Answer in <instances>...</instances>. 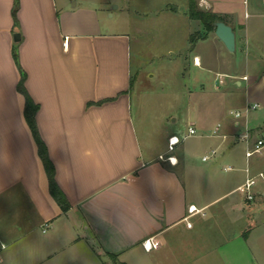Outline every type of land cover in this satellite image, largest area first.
<instances>
[{"label":"crops","instance_id":"crops-1","mask_svg":"<svg viewBox=\"0 0 264 264\" xmlns=\"http://www.w3.org/2000/svg\"><path fill=\"white\" fill-rule=\"evenodd\" d=\"M197 5L234 32L233 52L204 31L186 58L194 68L195 120L189 125L211 131L208 148L215 151L198 173L216 192L201 200L195 190L200 176L183 177L191 163L183 149L176 151L180 142L167 152L173 134L162 135L164 150L141 156L149 149L141 147L131 115L135 88L126 30L102 31L100 11L90 0H0V264L34 229L39 234L26 251L28 264H107L105 258L113 264H264V223L249 221L264 203L256 190L247 200L238 188L251 175L238 148H245L238 136L250 128L240 118L213 124L225 105L243 107L233 111L244 119L246 108L258 105L250 89L264 78V11L250 12L246 0ZM74 9L86 19L74 20ZM114 9L122 14L125 7L108 8V17ZM207 40L211 51L203 55L197 46ZM21 76L37 105L34 122L65 209L48 191L23 115ZM190 205L200 211L192 215L196 224L185 219ZM200 221L212 224L207 236Z\"/></svg>","mask_w":264,"mask_h":264},{"label":"rangeland","instance_id":"rangeland-1","mask_svg":"<svg viewBox=\"0 0 264 264\" xmlns=\"http://www.w3.org/2000/svg\"><path fill=\"white\" fill-rule=\"evenodd\" d=\"M109 1L113 3L108 5ZM246 1L250 12L264 11L261 0ZM90 2L94 3L100 11L102 31L112 28L124 29L129 37L131 77L134 79L135 88V100H133L131 115L141 147L149 149V152L141 153L142 158L145 159L148 154L155 156L159 151L164 150L165 145L161 139L164 133L175 134L180 139L179 148L176 151L183 149L185 158H189L191 163L183 177L189 180L196 175L200 176L195 189L198 199L205 198L207 194H214L216 189L208 184L205 174L198 173L209 163V161L202 162L200 158L210 152L208 147L212 139L208 137H210L211 131L208 133L197 128L195 135L182 139L189 123L195 120L192 101H190L192 99L190 91L191 93L194 91L192 87L194 68L187 63L186 58L189 51L194 48L195 41L191 44L190 39L203 35L204 26L202 25L203 30H200L199 21H190L187 17V0H90ZM115 5H119L121 8L125 7V10L120 14V10L114 9L115 15L108 17L105 11ZM162 9L165 12L155 15L163 11ZM73 11L74 20L86 19V14H79L82 12H79V9ZM138 13L147 15L139 19L136 17ZM126 20L127 23H124ZM197 51L203 55L210 53V40L201 42L197 46ZM184 65L186 69L183 70ZM250 90L251 98L257 100L259 107L248 109L246 119L242 116L239 121H246V126L250 128L249 140L250 143H253L256 139L264 140V78L258 85H253ZM243 109V107L238 108L234 104L225 105L213 119V124L221 122L220 118L222 117L232 119L230 110L242 111ZM238 148H241L240 157L243 159L244 145L239 144ZM189 152L191 155H187L190 154ZM247 162H249L252 176L256 175L258 171L264 174V146L258 153L248 158ZM161 164L168 165L167 162ZM254 190H256L258 203H264V199L261 198L264 196L261 193L264 192V178H258L256 184L252 186V196ZM187 191H190L188 187ZM254 208L255 215L249 221L252 224L254 222L264 223V207L260 208L256 205ZM197 217H189L188 221L196 224ZM198 223L199 225L203 224L202 221ZM210 223L205 222L202 226V230L205 231L203 232L204 236L210 233L208 231L212 226ZM38 231V229H34L30 236L22 239L21 243H18L21 247L14 248V253L7 255L3 264H28L31 262L30 254L28 255L26 251L33 246L34 236H38ZM202 240L205 241L203 238ZM4 253L2 252V254ZM105 259L107 264H113L109 259Z\"/></svg>","mask_w":264,"mask_h":264},{"label":"trees","instance_id":"trees-1","mask_svg":"<svg viewBox=\"0 0 264 264\" xmlns=\"http://www.w3.org/2000/svg\"><path fill=\"white\" fill-rule=\"evenodd\" d=\"M186 15L191 20H198L205 28V32L207 31H213L212 23L216 20L221 21V17L213 12L206 11L203 9H200L197 5V0H187V7H186ZM203 35H198L197 37L191 38L190 43L192 44L194 41H196L199 38H202ZM133 78L131 77L130 82L132 84ZM23 82V76L19 79L17 88L19 91H21L24 94L25 97V105L23 109V115L25 118V121L27 123V126L31 132V135L35 141L36 147H37V154L41 160L43 170L45 172L46 178H47V184H48V191L51 195V197L61 206L62 209H65V199L62 194V192L59 190L55 180H54V169L53 165L50 162L46 148L44 143L39 138L37 128L34 122V113L37 109V105H35L26 92L23 90L22 87ZM110 258L115 257L113 254H109ZM114 264H125L123 262H114Z\"/></svg>","mask_w":264,"mask_h":264},{"label":"built area","instance_id":"built-area-1","mask_svg":"<svg viewBox=\"0 0 264 264\" xmlns=\"http://www.w3.org/2000/svg\"><path fill=\"white\" fill-rule=\"evenodd\" d=\"M262 7H264V0H262ZM244 80L246 79V76L242 77ZM258 105L256 103L251 104L250 106H248L246 108L245 111H247V109H255L257 108ZM230 114L232 115V117L234 119H238L242 116V112L240 111H232L230 112ZM218 128H219V124H217L214 129L212 130V134L217 135L218 133ZM196 134V130L192 125H188L186 132L183 134L182 139L195 135ZM239 139L241 141H243L245 143V148H244V157L246 159L250 158L253 154L258 153L262 146H264V140L262 139H256L253 143L249 142V133H248V129L244 130L243 133H241L239 136ZM180 142V139L178 138V136H176L175 134L168 136L167 138V152H171L174 150V147ZM215 153L214 150H210L209 153L203 155L201 157L202 161H207L211 156H213ZM158 158L161 160H167L169 162H172V158L171 156H163V155H158ZM232 167H225L224 170H231ZM247 171V169H246ZM264 177V174H262L261 172H258L256 175H247L243 181V183L240 185V187H238L239 189H241L244 194H245V199L247 200H251L252 199V193H251V188L253 185L256 184L257 179L258 178H262ZM200 212L199 210H197L195 208V206L190 205L187 207V216L185 217V219H187L188 217L192 216L193 214ZM187 226H190V223L187 222ZM148 244V245H147ZM144 246L146 247H150L149 241L146 240L144 241Z\"/></svg>","mask_w":264,"mask_h":264},{"label":"water","instance_id":"water-1","mask_svg":"<svg viewBox=\"0 0 264 264\" xmlns=\"http://www.w3.org/2000/svg\"><path fill=\"white\" fill-rule=\"evenodd\" d=\"M215 36L221 41L228 52L234 51V32L228 24L223 21L216 20L212 23ZM19 34L13 33V40H18Z\"/></svg>","mask_w":264,"mask_h":264}]
</instances>
